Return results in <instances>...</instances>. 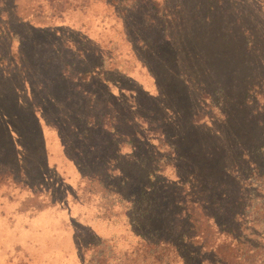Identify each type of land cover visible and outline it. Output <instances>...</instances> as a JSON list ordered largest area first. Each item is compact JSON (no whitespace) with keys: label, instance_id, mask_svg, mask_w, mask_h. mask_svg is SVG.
<instances>
[{"label":"rangeland","instance_id":"1","mask_svg":"<svg viewBox=\"0 0 264 264\" xmlns=\"http://www.w3.org/2000/svg\"><path fill=\"white\" fill-rule=\"evenodd\" d=\"M63 1L49 7L44 0H15L16 12L31 23L61 14L62 31L78 38L80 59L68 58L71 70L90 60L87 74L62 72L63 57L44 40L32 45L25 37L29 51L23 47L19 55L20 35H0V264H147L150 251L137 248L134 235L117 236L114 222L125 206L118 209L117 196L100 181L126 178L115 168L125 171L128 160H138L133 154L144 159L146 140L165 149L157 130L180 146L185 162L223 179L234 156L257 139L256 114L230 102L211 111L216 120L208 125L193 119L200 94L218 84L232 90L243 85V65L255 63L256 55L239 25L255 18L246 15L251 9L264 13V0H240L232 9L226 4L194 21L187 8L179 19L161 22L156 33L147 30L144 46L128 38L114 5L74 0L81 9L59 13ZM163 32L170 44L161 41ZM131 129L143 144L128 147ZM115 150L113 169L99 178Z\"/></svg>","mask_w":264,"mask_h":264},{"label":"trees","instance_id":"2","mask_svg":"<svg viewBox=\"0 0 264 264\" xmlns=\"http://www.w3.org/2000/svg\"><path fill=\"white\" fill-rule=\"evenodd\" d=\"M44 1L52 7L56 0ZM104 2L115 6V15L123 20L128 38L144 46L147 43V30L156 33L161 22L166 23L175 16L179 19L187 8L194 15V21L200 20L199 17L203 15L207 17L211 10H223L226 4L230 9L237 7L240 0H203L195 2L199 4L193 7L188 0ZM6 4L9 9H2ZM63 4L59 13L64 8L72 11L83 6L74 3V0H64ZM38 5L42 6L39 1ZM257 5L255 3L254 6ZM253 11L251 9L246 15L252 13L255 18L240 22L239 31L242 34H238L245 41L246 48L255 53L256 62L243 65L247 69L243 85L232 90L229 86L218 84L211 91L200 94L197 108L199 117L193 119V123L200 119L203 126L208 125L216 120L211 117V111L230 102H237L256 114L253 119L254 124L259 126L257 139L234 156L223 179H211L200 167L195 168L194 163L185 162L180 146L176 142L164 141L162 130H157L159 141H163L166 147L161 150L149 140L143 144L144 137L141 138L137 129H131L125 141L128 147L132 143L143 144L147 156L143 159L133 154L138 160H128L123 165L127 168L125 171L115 168L119 169L121 175L127 174V179L121 176L115 181L105 176L116 163V150L114 156L104 162L101 173L97 174L99 178L106 177L100 183L117 196L118 209L120 204L125 206L120 218L114 222L117 236L126 232L134 235L137 239L135 246L150 251L147 264H264V13L260 15L257 10ZM42 17L45 18L31 23L25 14L16 12L15 0H0V35L5 38L8 34L20 35L22 43H19V55H22L23 47L24 52L29 51L24 44L25 37L31 40L32 45L44 40L43 45H49L51 53L63 57L62 72L68 69L73 75L87 74L92 65L90 60H84L81 64L83 68L74 70L75 74L72 72L73 61L68 62V58L78 56V38L73 39L66 34L73 33L71 30L62 31L61 14ZM127 22H130L132 29H128ZM16 28H21L20 34ZM50 36L54 38L52 43ZM161 41L170 44L171 38L163 32ZM34 49L37 51V47ZM93 53L97 54L95 51ZM45 57L50 58L47 54ZM148 67L152 70L151 66ZM106 141L111 143L108 136ZM141 170H144V174L140 173Z\"/></svg>","mask_w":264,"mask_h":264}]
</instances>
